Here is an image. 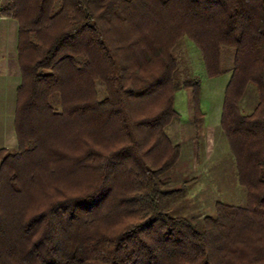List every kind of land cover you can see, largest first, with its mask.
Wrapping results in <instances>:
<instances>
[{
	"label": "trees",
	"instance_id": "1",
	"mask_svg": "<svg viewBox=\"0 0 264 264\" xmlns=\"http://www.w3.org/2000/svg\"><path fill=\"white\" fill-rule=\"evenodd\" d=\"M13 151L0 148V264H264V0H7ZM183 38L209 77L233 50L219 127L244 204L184 214L164 177ZM254 104L246 112L247 94Z\"/></svg>",
	"mask_w": 264,
	"mask_h": 264
},
{
	"label": "rangeland",
	"instance_id": "2",
	"mask_svg": "<svg viewBox=\"0 0 264 264\" xmlns=\"http://www.w3.org/2000/svg\"><path fill=\"white\" fill-rule=\"evenodd\" d=\"M7 0H0V8ZM14 20L0 16V148L13 151L15 89L19 83L16 63ZM178 61L176 80L191 77L200 83L199 115L191 111L190 91L175 93L173 107L178 117L165 128L173 144L180 146V158L164 177L170 186L181 190L176 206L179 211L202 218L213 216L219 203L241 206L245 194L237 185L231 155L219 127L223 94L233 65V50L220 51V75L209 77L194 43L183 38L174 50ZM254 104L253 94L245 97L242 109L248 112Z\"/></svg>",
	"mask_w": 264,
	"mask_h": 264
}]
</instances>
